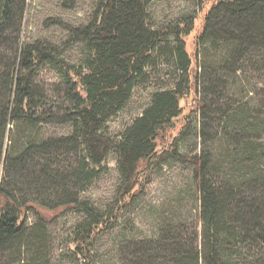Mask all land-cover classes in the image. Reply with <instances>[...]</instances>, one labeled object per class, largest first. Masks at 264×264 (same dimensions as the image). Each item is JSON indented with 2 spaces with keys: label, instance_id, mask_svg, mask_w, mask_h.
<instances>
[{
  "label": "trees",
  "instance_id": "trees-1",
  "mask_svg": "<svg viewBox=\"0 0 264 264\" xmlns=\"http://www.w3.org/2000/svg\"><path fill=\"white\" fill-rule=\"evenodd\" d=\"M151 1L101 0L94 22L71 34V43L85 47L82 66L66 64L63 54L67 45L42 44L20 53L9 74V104L0 112V166L10 125L70 124L73 135L69 139L33 145L21 157L6 155L8 169L17 167L23 173L31 152L48 155L69 146L79 155L72 175L75 186L84 187L104 173V164L115 151L120 186L111 205L102 211L92 202L76 198L57 204L45 199L61 189L55 173L34 176L26 171V178L40 189L36 192L42 197L40 203L18 200L3 183L0 252L15 240L26 239L38 243L42 255L48 225L71 211L84 217L70 233L74 254L79 264H95L97 240L118 226L158 168L177 162L193 168L202 241L192 253L190 245L182 243L180 232L171 231L163 245V263L264 264V110L236 102L225 104L230 79L236 83L243 67L255 59L258 67H264V0H217L209 8L200 2L195 15L158 29L148 25ZM13 10V0H0V38ZM191 37L193 52L188 50ZM169 41L178 73L175 87L157 92L141 116L114 142L105 134L108 121L127 106L154 56ZM44 65L53 68L65 85L70 109L63 114L37 97L32 86L33 77ZM225 71L229 73L223 75ZM207 84L217 98L212 104L219 116V137L198 153L185 154L181 143L191 117L208 108L201 98ZM189 102L195 107L185 114ZM29 211L37 220L31 228L26 220ZM160 260L147 251L129 254L124 264H157Z\"/></svg>",
  "mask_w": 264,
  "mask_h": 264
},
{
  "label": "rangeland",
  "instance_id": "rangeland-1",
  "mask_svg": "<svg viewBox=\"0 0 264 264\" xmlns=\"http://www.w3.org/2000/svg\"><path fill=\"white\" fill-rule=\"evenodd\" d=\"M101 0H13L12 20L0 38V112L9 104V74L18 63L20 53L27 47L47 44L51 47L67 45L63 59L69 66H82L87 53L82 43H71L72 31L94 22L99 12ZM217 0H152L148 6V25L158 29L175 24L198 12V4L205 2L210 7ZM189 51L193 52L194 38L188 40ZM204 49L201 47L202 55ZM211 56H215L214 53ZM229 72H222L227 75ZM177 70L174 66L173 43L167 42L154 56L147 67L145 77L137 84L127 106L109 120L105 134L118 142L122 133L141 116L160 91L175 87ZM238 79L233 78L228 90L226 103L236 102L253 110H264V67L254 63L246 64ZM226 80V78H223ZM37 97L56 106L58 114L70 109L65 94V85L57 72L49 65L41 67L33 77L32 84ZM208 93V95L206 94ZM206 94V95H204ZM212 86L202 88L201 98L207 110H197L192 115L189 128L183 137L181 151L185 154L198 153L204 146H211L219 137L218 115L215 114ZM207 96V97H206ZM223 104V103H221ZM219 105L218 107H220ZM185 104V114L194 108ZM188 115V114H187ZM183 122V121H182ZM73 135L70 124L51 123L31 128L18 123L10 125L4 138V161L0 166V186L4 183L18 199L38 202L42 197L40 189L33 186L26 171L34 176L43 173L56 174L60 191L45 199L53 204L65 198L90 201L99 210H105L113 202L120 186L118 157L111 152L104 164V173L87 186H75L72 175L78 167V154L68 146V150L48 153L31 152L22 173L19 168L8 169L6 155L21 157L33 145L51 143L54 140L69 139ZM264 140V138H263ZM39 180V179H38ZM42 181V180H40ZM81 188V189H80ZM20 190V191H18ZM20 193L22 195H20ZM54 194V193H53ZM43 196V195H42ZM54 199V200H53ZM199 195L193 181L190 164L172 162L158 168L152 181L143 193L129 207L118 226L97 240L93 259L95 264H124L129 254L151 251L164 264V242L173 231L180 232L182 243L190 245L191 252L199 248L202 241V223L199 219ZM27 226L37 223L32 211L26 214ZM84 220L82 215L71 211L57 216L47 227L42 255L38 243L17 239L0 252V264H79L70 242L72 229ZM194 246V247H192ZM149 253V252H148ZM152 264V263H145Z\"/></svg>",
  "mask_w": 264,
  "mask_h": 264
}]
</instances>
